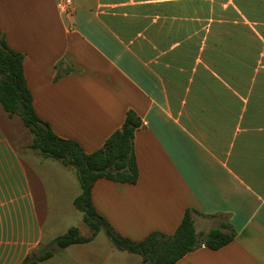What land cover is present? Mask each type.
I'll list each match as a JSON object with an SVG mask.
<instances>
[{
	"label": "crops",
	"instance_id": "0c3cea01",
	"mask_svg": "<svg viewBox=\"0 0 264 264\" xmlns=\"http://www.w3.org/2000/svg\"><path fill=\"white\" fill-rule=\"evenodd\" d=\"M0 31L60 137L92 153L141 118L136 183L92 190L121 235H172L192 209L198 233L236 235L174 264H264V0H0ZM10 135L0 122V264H21L72 227L82 188ZM50 249L31 264H140L104 230Z\"/></svg>",
	"mask_w": 264,
	"mask_h": 264
},
{
	"label": "trees",
	"instance_id": "16d2710c",
	"mask_svg": "<svg viewBox=\"0 0 264 264\" xmlns=\"http://www.w3.org/2000/svg\"><path fill=\"white\" fill-rule=\"evenodd\" d=\"M25 54L11 48L0 31V103L10 117L21 116L23 123L34 135L31 148L38 154L60 161L76 170L82 191L74 199V206L84 215L90 226V236H83L77 226L56 237L47 249L28 256L21 264H31L53 254L50 247L59 249L72 244L91 241L100 230H104L114 245L142 255L143 264H174L184 255L200 246L219 249L230 243L236 232L227 223L212 228L206 233H198L194 226L192 209H187L176 232L168 235L152 232L141 241L121 235L112 224L101 215L92 200V190L99 178L136 183L139 168L134 149L135 131L142 125L135 111L129 110L123 126L105 141L104 146L87 153L73 139L57 135L51 125L42 119L35 108L32 92L28 86L25 69ZM71 68L66 70L67 73Z\"/></svg>",
	"mask_w": 264,
	"mask_h": 264
},
{
	"label": "rangeland",
	"instance_id": "374dc122",
	"mask_svg": "<svg viewBox=\"0 0 264 264\" xmlns=\"http://www.w3.org/2000/svg\"><path fill=\"white\" fill-rule=\"evenodd\" d=\"M13 116H14L13 118L12 117L10 118V116L4 110L3 106L0 103V122H1L2 126L4 127V130L8 134H11L10 136H13L15 139H18V138L20 139V136H21L22 137L21 139L23 140V142L24 141L25 142H30L31 140L33 142L34 135L30 131V129L25 126L21 116L18 115V114H14ZM19 139H18V141H19ZM32 152L34 154H38L33 149H32ZM43 157L48 159V157H45V156H43ZM47 163L49 165L55 166L59 170L65 171V173H66L65 176H66V179H68V180L72 179V177H73L72 175L76 171L75 168L72 167V166L63 167V165H62V163L60 161L55 160L53 158H49L47 160ZM75 181H77V178L75 179ZM66 219H67V223L66 224H68V225H65V228H68L69 226L70 227L71 226H78L79 229H80V233L81 234H83L84 236H90L91 235L92 230H91L90 226L85 223L84 215L78 209L75 210V212H74V214L72 216H68ZM130 253H133V252H130ZM134 254L137 255L136 257H138V259H140V264H143L142 255H140L138 253H134Z\"/></svg>",
	"mask_w": 264,
	"mask_h": 264
}]
</instances>
